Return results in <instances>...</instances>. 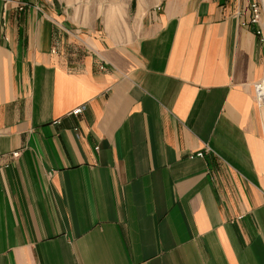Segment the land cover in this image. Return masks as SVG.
I'll use <instances>...</instances> for the list:
<instances>
[{
    "label": "crops",
    "instance_id": "1",
    "mask_svg": "<svg viewBox=\"0 0 264 264\" xmlns=\"http://www.w3.org/2000/svg\"><path fill=\"white\" fill-rule=\"evenodd\" d=\"M4 1L0 264H264L248 0H160L127 40Z\"/></svg>",
    "mask_w": 264,
    "mask_h": 264
},
{
    "label": "rangeland",
    "instance_id": "2",
    "mask_svg": "<svg viewBox=\"0 0 264 264\" xmlns=\"http://www.w3.org/2000/svg\"><path fill=\"white\" fill-rule=\"evenodd\" d=\"M62 5L73 11L77 21L86 23L97 21L101 28L105 24L108 33L122 39H130L139 18V9L160 0H60ZM137 9V12H136ZM264 43L263 32L259 34Z\"/></svg>",
    "mask_w": 264,
    "mask_h": 264
},
{
    "label": "built area",
    "instance_id": "3",
    "mask_svg": "<svg viewBox=\"0 0 264 264\" xmlns=\"http://www.w3.org/2000/svg\"><path fill=\"white\" fill-rule=\"evenodd\" d=\"M10 0H5L2 8V15L5 16L6 11H7V2ZM16 8L18 10H25L28 7L34 6L31 3L24 2V1H16L15 2ZM34 7L38 8L37 5ZM248 8L250 10V20L249 22L251 24H254L257 26V33L261 34L263 32L262 29V18H263V2L262 0H248ZM254 94L257 99V101L260 104H264V80H260L257 83L254 84ZM82 106H78L74 108L71 112L72 114H79L82 111ZM209 148H207L208 150ZM16 155V153H15ZM197 157H203L204 152L203 151H198L194 154Z\"/></svg>",
    "mask_w": 264,
    "mask_h": 264
},
{
    "label": "bare ground",
    "instance_id": "4",
    "mask_svg": "<svg viewBox=\"0 0 264 264\" xmlns=\"http://www.w3.org/2000/svg\"><path fill=\"white\" fill-rule=\"evenodd\" d=\"M262 2H263V18H262L261 25H262V29H263V31H264V0H262ZM263 80H264V78H263ZM263 103H264V102H263Z\"/></svg>",
    "mask_w": 264,
    "mask_h": 264
}]
</instances>
